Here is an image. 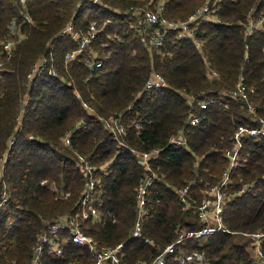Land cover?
<instances>
[{
	"label": "trees",
	"instance_id": "1",
	"mask_svg": "<svg viewBox=\"0 0 264 264\" xmlns=\"http://www.w3.org/2000/svg\"><path fill=\"white\" fill-rule=\"evenodd\" d=\"M26 1L29 23L19 14L23 6L18 0H0V52L12 19L26 37L0 74V200L2 183L8 196L0 207V264H30L37 236L56 220L75 216L84 192L75 152L95 168L94 207L116 220L97 224L90 216L78 217L83 232L97 247L121 244L122 264L150 261L175 239L178 230L200 228L192 210L181 211L176 190L188 186L194 204L200 203L228 166L224 152L232 147L237 127L255 125L243 104L229 97L239 77L254 89L250 101L256 117L264 119V24L247 35L249 16L264 18V0H211L210 12L196 25L195 38L204 42L200 51L190 41L177 40L172 32L160 49H152L140 34L145 24L119 10L135 5L153 8L161 2L167 19L183 21L207 0H99V5L90 0ZM71 22L82 30L90 23L98 26L90 49L104 55L98 58L103 61L101 69L88 71L78 62L63 69V56L75 44L58 34ZM54 47L60 54L59 76L42 79L27 93L18 126L27 73ZM206 63L217 73L213 80ZM154 73L165 86L143 92ZM66 75L70 85L64 82ZM211 98L216 104L200 110L198 103ZM81 101L94 113L84 110ZM118 116L125 127L121 145L103 124ZM192 117H199L200 123L190 126ZM77 122L86 129L76 130L65 146L63 136ZM180 133L188 141L187 148L171 147L169 138ZM130 150H159L149 161L158 180L147 190L149 215L142 231L153 246L129 238L135 218L134 190L143 175ZM230 180L227 195L247 183L252 190L225 203V227L237 233L264 227V137L242 140L240 165ZM61 193L69 197L62 199ZM63 236L68 238V233ZM197 244L189 241L188 248L194 250ZM247 244L241 237L215 233L201 240L200 251L205 264H251ZM91 261L87 248L67 244L62 257L46 255L43 264ZM168 263L176 264L170 259Z\"/></svg>",
	"mask_w": 264,
	"mask_h": 264
},
{
	"label": "built area",
	"instance_id": "2",
	"mask_svg": "<svg viewBox=\"0 0 264 264\" xmlns=\"http://www.w3.org/2000/svg\"><path fill=\"white\" fill-rule=\"evenodd\" d=\"M210 1L197 8L187 19L183 21H173L167 19L163 12L165 11L164 4L159 2L153 8L136 7L132 6L129 9L128 16L130 19L138 18L142 21L146 29L140 33L147 38L148 45L155 50L160 49L164 45L166 34L175 33V37L180 41L192 42L197 50L200 51L202 44L195 38V31L197 22L204 18L210 12ZM20 4L25 7L26 0H19ZM93 5H99V0H90ZM21 16L25 21H30L27 12L21 11ZM264 24L263 16H249L247 25V35H252L256 30L260 29ZM99 33L98 26L95 23H90L85 30L76 28L74 23L67 24L63 30L58 34L62 40H66L75 44V49L67 51L63 56L65 65L74 62H80L83 58L84 63H87L92 71L101 69L103 61L98 58L90 60L92 55L91 45L95 41ZM14 43L7 41L3 45L2 57H0V74L4 70L5 64L9 63L13 57ZM95 55V54H94ZM96 61H99L96 63ZM207 68L209 64L206 63ZM208 76L211 80L217 77V73L208 69ZM57 69L56 61L53 52L41 56L33 63L29 72L27 73V93L36 88L39 82L44 78H56ZM165 86L164 79L157 73L151 75L145 83L143 92L150 91L151 89H159ZM27 93L24 100L28 99ZM254 94V89L246 87L243 78L239 77L234 84L232 90L229 92V97L232 100L238 101L243 104L247 117L255 122L252 127H237L233 134V145L230 149L224 152V157L228 162V166L222 174L220 182L210 187L206 195L201 199L200 203L194 204L192 197L189 193V187L185 186L176 190V195L181 206V211L185 212L192 210L200 224L198 229L183 228L176 232L175 239L166 245L162 250L150 260L136 261L134 264H169L170 259L172 263L176 264H205L204 254L200 251L201 240L212 236L215 233L230 234L233 236L241 237L246 240L248 244L245 246V251L249 256L251 264H264V227L254 232H230L223 223V210L224 205L228 200L249 193L252 190L251 184H244L237 193L234 195H227L225 192L226 187L231 183L230 175L240 165V151L242 148V140L246 137L258 138L264 137V119L256 117V110L250 101V96ZM193 100H191L192 102ZM27 102V101H26ZM25 102V104H26ZM216 100L211 98L209 100L198 103L200 110L205 111L208 106L216 104ZM81 107L88 113L93 114L94 110L90 106L81 101ZM24 115V109L16 118L18 126H20L21 117ZM200 123L199 117H192L189 119L190 126H196ZM105 129L113 136V139L122 144L120 137L125 133V127L121 123V117L112 118L103 121ZM78 129H86V125L75 123L73 128L66 132L63 136V144L69 146L71 143L72 134ZM32 138V137H30ZM14 140V139H13ZM187 139L180 133L169 138L168 144L176 149L187 148ZM12 144V143H11ZM10 144V145H11ZM135 158L136 165L143 169V175L135 188V218L133 226L130 231L129 238L132 240H143L144 243L149 245L153 241L144 238L142 234V227L144 221L149 215L147 207V190L153 183L158 180L157 176L150 169L149 161L156 157L159 150L150 152H138L130 150ZM79 168L84 177V192L81 198L79 209L75 216H65L56 220L53 224L48 225L47 228L36 238L35 245L32 249V259L30 264H43V259L46 255L59 258L62 257L64 248L67 244H72L78 247L87 248L91 255L92 261L90 264H122L120 253L122 250L121 244L113 248L97 247L91 237L86 235L79 223L76 221L78 217L86 219L89 216L97 224H103L106 219H110L111 223L116 220L111 214H103L94 207L95 200H93L94 190L96 188V180L94 178L95 168L87 162L86 156L75 152ZM109 166L103 168V172ZM62 199L69 197L68 193H61ZM8 196L6 190L0 200V207L7 203ZM68 233V238L62 237V233ZM195 241L198 244L196 249L190 250L188 242Z\"/></svg>",
	"mask_w": 264,
	"mask_h": 264
},
{
	"label": "rangeland",
	"instance_id": "3",
	"mask_svg": "<svg viewBox=\"0 0 264 264\" xmlns=\"http://www.w3.org/2000/svg\"><path fill=\"white\" fill-rule=\"evenodd\" d=\"M18 2H19V0H18ZM20 3V2H19ZM26 3H27V1L25 2V7H22V8H20V11H19V14H20V16H21V11H24V12H27V7H26ZM145 5V4H144ZM144 5H141V6H144ZM135 6H139V5H135ZM18 8V7H17ZM142 8H144V7H142ZM130 9V8H129ZM129 9H128V11H127V9H125L124 11H122V10H119V12H122V14L124 15L126 12L128 13L129 12ZM115 11V10H114ZM117 12V11H116ZM22 17V16H21ZM23 19V18H22ZM135 19V21L136 22H138V18H134ZM24 20V19H23ZM169 20H171V19H169ZM25 21V20H24ZM173 21H176V20H173ZM27 23H29L28 21H26ZM139 23V22H138ZM26 37H24V35L22 34H19V32H18V30H17V27H16V20L15 19H12L10 22H9V24H8V33H7V35H6V40H4L2 43H3V45H4V43L5 42H7V41H12L13 43H14V46H13V48H14V50H13V55H14V52H15V50H16V48H17V46L25 39ZM201 44H202V46L200 47V50H202V48H203V45H204V42L203 41H200V40H198ZM3 45H2V47H3ZM56 47H54L53 48V55H54V58H55V61L57 60V62H56V69H57V75L59 76V70H58V63L60 62V59H59V57H60V54H59V52L55 49ZM2 51H3V48H2V50H1V52H0V57H2ZM95 51H93V48H92V55H90V60L91 59H93V58H100L101 56H103L104 57V55L102 54V55H100V54H98V53H94ZM95 54V55H94ZM99 61H96V63H98ZM62 63H63V61H62ZM8 64V63H7ZM78 64H81L84 68H86L88 71H92L91 69H90V67L88 66V65H86L87 63H84V60H83V58H81V61L78 63ZM6 65V64H5ZM62 66H63V69L65 70V71H67L66 70V68H67V66H69V65H65L64 63L62 64ZM67 73V72H66ZM67 75H69V72H68V74ZM66 75V76H67ZM68 78H63L65 81V83H68L69 85L71 84V80L69 79V76H67ZM74 83V82H73ZM27 93V92H26ZM77 97H79V96H77ZM25 98V97H24ZM24 98H22V100H21V107H20V113H21V111L25 108V106H26V104H25V102L27 101V100H24ZM24 116V115H23ZM23 116L21 117V119L23 118ZM19 123L21 124V122L19 121ZM156 175V174H155ZM1 176H2V173H1ZM2 185H3V189L5 190L6 188H7V186L4 184V183H2ZM143 225H144V223H143ZM142 231H143V227H142ZM154 245V242H153V244L152 245H150V246H153Z\"/></svg>",
	"mask_w": 264,
	"mask_h": 264
},
{
	"label": "crops",
	"instance_id": "4",
	"mask_svg": "<svg viewBox=\"0 0 264 264\" xmlns=\"http://www.w3.org/2000/svg\"><path fill=\"white\" fill-rule=\"evenodd\" d=\"M135 211V210H134ZM135 217V216H134Z\"/></svg>",
	"mask_w": 264,
	"mask_h": 264
}]
</instances>
